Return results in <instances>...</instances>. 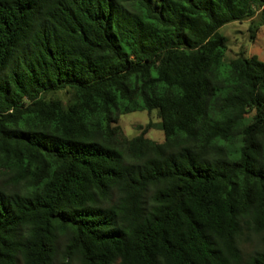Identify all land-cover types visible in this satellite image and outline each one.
<instances>
[{"label":"trees","instance_id":"1","mask_svg":"<svg viewBox=\"0 0 264 264\" xmlns=\"http://www.w3.org/2000/svg\"><path fill=\"white\" fill-rule=\"evenodd\" d=\"M261 7L0 0V264H264V60L220 32Z\"/></svg>","mask_w":264,"mask_h":264},{"label":"rangeland","instance_id":"2","mask_svg":"<svg viewBox=\"0 0 264 264\" xmlns=\"http://www.w3.org/2000/svg\"><path fill=\"white\" fill-rule=\"evenodd\" d=\"M220 32L227 41V50L224 54L225 62L236 57L241 51L246 56L256 55L259 59L264 60L263 7L257 9L252 17L225 24L220 28ZM147 123H151L153 126L147 130L146 136L157 142L162 141L163 132L159 127V118L155 111L149 113L145 110H138L121 114L118 118V125L128 138L137 135ZM16 264H23V262L18 261ZM54 264H59L58 260Z\"/></svg>","mask_w":264,"mask_h":264}]
</instances>
